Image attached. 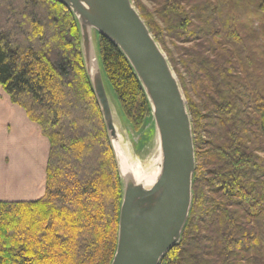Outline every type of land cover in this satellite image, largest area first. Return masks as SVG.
<instances>
[{
	"label": "trees",
	"instance_id": "1",
	"mask_svg": "<svg viewBox=\"0 0 264 264\" xmlns=\"http://www.w3.org/2000/svg\"><path fill=\"white\" fill-rule=\"evenodd\" d=\"M133 1L178 76L196 151L190 215L160 264H263L264 96L226 43L238 34L219 38L217 0ZM97 40L138 130L152 120L141 83L118 47ZM0 85L50 142L44 195L0 201V264H111L123 186L68 7L0 0Z\"/></svg>",
	"mask_w": 264,
	"mask_h": 264
},
{
	"label": "water",
	"instance_id": "2",
	"mask_svg": "<svg viewBox=\"0 0 264 264\" xmlns=\"http://www.w3.org/2000/svg\"><path fill=\"white\" fill-rule=\"evenodd\" d=\"M57 1L68 7L77 20L85 69L122 181L117 245L111 264H160L180 241L193 201L197 161L184 91L167 54L133 0ZM98 35L120 49L150 104L159 159L151 178L136 172V165L119 144Z\"/></svg>",
	"mask_w": 264,
	"mask_h": 264
},
{
	"label": "rangeland",
	"instance_id": "3",
	"mask_svg": "<svg viewBox=\"0 0 264 264\" xmlns=\"http://www.w3.org/2000/svg\"><path fill=\"white\" fill-rule=\"evenodd\" d=\"M259 1L261 0H217L220 9L218 27L221 32L219 38H228L230 33L238 34V38H230L231 42L226 43L229 48H233L237 57L241 55L244 72L251 86L264 96V11L259 8ZM170 49L175 51L172 45ZM105 84L122 151L136 165L137 173L150 178L155 174V163L159 160L154 123L148 120L138 130L133 128L124 116L111 86L107 81Z\"/></svg>",
	"mask_w": 264,
	"mask_h": 264
},
{
	"label": "crops",
	"instance_id": "4",
	"mask_svg": "<svg viewBox=\"0 0 264 264\" xmlns=\"http://www.w3.org/2000/svg\"><path fill=\"white\" fill-rule=\"evenodd\" d=\"M49 150L40 125L0 85V201L44 195Z\"/></svg>",
	"mask_w": 264,
	"mask_h": 264
},
{
	"label": "bare ground",
	"instance_id": "5",
	"mask_svg": "<svg viewBox=\"0 0 264 264\" xmlns=\"http://www.w3.org/2000/svg\"><path fill=\"white\" fill-rule=\"evenodd\" d=\"M151 178V177H150Z\"/></svg>",
	"mask_w": 264,
	"mask_h": 264
}]
</instances>
